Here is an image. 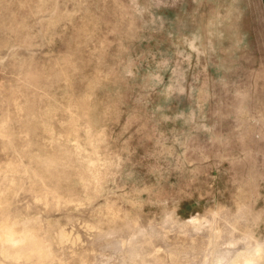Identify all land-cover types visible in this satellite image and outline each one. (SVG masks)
<instances>
[{"label": "rangeland", "instance_id": "rangeland-1", "mask_svg": "<svg viewBox=\"0 0 264 264\" xmlns=\"http://www.w3.org/2000/svg\"><path fill=\"white\" fill-rule=\"evenodd\" d=\"M0 264H264V0H0Z\"/></svg>", "mask_w": 264, "mask_h": 264}]
</instances>
